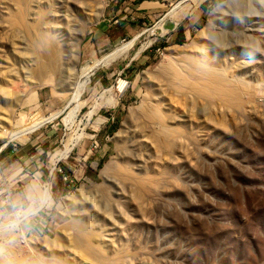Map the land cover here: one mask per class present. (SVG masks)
I'll use <instances>...</instances> for the list:
<instances>
[{
	"label": "rangeland",
	"instance_id": "rangeland-1",
	"mask_svg": "<svg viewBox=\"0 0 264 264\" xmlns=\"http://www.w3.org/2000/svg\"><path fill=\"white\" fill-rule=\"evenodd\" d=\"M0 264H264V0H0Z\"/></svg>",
	"mask_w": 264,
	"mask_h": 264
},
{
	"label": "bare ground",
	"instance_id": "bare-ground-1",
	"mask_svg": "<svg viewBox=\"0 0 264 264\" xmlns=\"http://www.w3.org/2000/svg\"><path fill=\"white\" fill-rule=\"evenodd\" d=\"M259 2H261V3H263L262 1H259ZM232 2L231 1H229L228 3H227V5H230ZM254 4H256V3H254ZM251 6V5H250ZM261 6V5H260ZM257 7H259V6H257ZM261 8H262V6H261ZM257 9H259V8H257ZM221 38V37H220ZM222 39H224L223 38V36H222ZM134 40V39H133ZM132 40V41H133ZM131 41V42H132ZM130 42V43H131ZM129 46H130V44H124V45H120V46H118L116 49H115V51H114V53L113 54H120L121 52H123V51H126L128 48H129ZM112 55V54H111ZM110 55V56H111ZM107 56V55H106ZM110 56H107V58H109L110 59ZM104 59H105V57H104ZM103 59V60H104ZM99 60V59H98ZM106 60V59H105ZM104 60V61H105ZM104 63V62H103ZM102 64H101V62L100 61H94L91 65H89V66H86V67H84V68H82V70H81V75L82 76H85V77H88L95 69H97L98 67H100ZM221 88V87H220ZM73 118V117H72ZM41 125V123H39L38 125H34V126H32L31 128H29L28 130H34L35 128H37V127H39ZM29 132V131H28ZM26 134V133H25ZM22 135V134H21ZM24 135V134H23ZM15 136V135H14ZM20 137V135H16L15 137H13V138H19ZM105 171H106V169H105ZM105 171L102 173L103 174V176H104V173H105Z\"/></svg>",
	"mask_w": 264,
	"mask_h": 264
},
{
	"label": "clouds",
	"instance_id": "clouds-1",
	"mask_svg": "<svg viewBox=\"0 0 264 264\" xmlns=\"http://www.w3.org/2000/svg\"><path fill=\"white\" fill-rule=\"evenodd\" d=\"M40 209L35 207H30L28 209L23 210L24 214L26 215H36ZM17 217L19 218L21 216V212L16 213ZM10 227H16V224L13 223L10 225Z\"/></svg>",
	"mask_w": 264,
	"mask_h": 264
},
{
	"label": "trees",
	"instance_id": "trees-1",
	"mask_svg": "<svg viewBox=\"0 0 264 264\" xmlns=\"http://www.w3.org/2000/svg\"><path fill=\"white\" fill-rule=\"evenodd\" d=\"M111 36V38H112V35H110Z\"/></svg>",
	"mask_w": 264,
	"mask_h": 264
}]
</instances>
